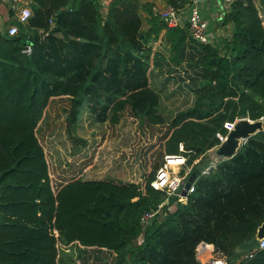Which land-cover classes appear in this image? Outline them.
Returning a JSON list of instances; mask_svg holds the SVG:
<instances>
[{"label":"trees","instance_id":"trees-1","mask_svg":"<svg viewBox=\"0 0 264 264\" xmlns=\"http://www.w3.org/2000/svg\"><path fill=\"white\" fill-rule=\"evenodd\" d=\"M191 2L166 0L176 10ZM29 5L27 21L14 22L17 34L0 30V264H69L80 246L112 252L115 264H202L203 244L239 257L236 248L264 222V131L199 177L186 204L173 197L176 210L165 206L149 225L143 217L167 197L151 185L156 171L144 185L78 178L55 191L38 132L51 100L62 97L71 102L72 128L85 107L114 126L129 110L141 122L168 125L162 162L181 144L188 166L206 159L226 122L264 121V20L255 0H233L223 47L199 43L188 25L168 26L144 0H115L106 14L98 0ZM163 30L172 65H181L189 43L202 72L194 104L170 121L149 78L151 45ZM241 264H264V249Z\"/></svg>","mask_w":264,"mask_h":264},{"label":"rangeland","instance_id":"rangeland-1","mask_svg":"<svg viewBox=\"0 0 264 264\" xmlns=\"http://www.w3.org/2000/svg\"><path fill=\"white\" fill-rule=\"evenodd\" d=\"M255 2L264 19L262 1ZM231 33L232 30L226 28L229 37ZM157 40L158 38L154 42ZM164 51H168V48H152L151 57L158 56ZM193 53L191 51L185 54V59L175 69V73L173 70L168 71L166 82L163 81L165 76L157 75L156 79L155 77L152 79L151 86L160 93L163 113L169 121L178 111L194 104L196 92L200 88L202 72L193 65L194 61H198V55ZM157 81L162 83L159 84ZM70 108L69 100L53 98L38 132L46 152L55 191L65 183L78 178L112 180L118 183L135 182L144 185L149 174L157 172L164 155L161 145L163 137L169 131L167 124L153 126L147 121L141 122L129 110L124 113L118 125L114 126L109 122L102 124L85 107L75 128H72L69 120ZM75 137L84 139L86 145H76ZM176 205L172 207L175 208ZM142 240L143 237L140 238V242ZM69 253L73 258V262L69 264L116 262L112 252L97 248L80 246Z\"/></svg>","mask_w":264,"mask_h":264},{"label":"built area","instance_id":"built-area-1","mask_svg":"<svg viewBox=\"0 0 264 264\" xmlns=\"http://www.w3.org/2000/svg\"><path fill=\"white\" fill-rule=\"evenodd\" d=\"M20 2L21 0H17ZM115 0H99L101 11L103 13H107L109 5ZM207 0H192L190 5L188 6V10H176L172 7H168L161 12L162 19L168 24L170 27H182L184 25H188L191 36L202 44H213L218 47L224 46V41L229 37V35L220 40L215 39V34L211 31V21L204 14L202 9V4ZM221 6L220 12V20H223L226 12L230 8L233 0H219ZM188 14L186 15L185 13ZM32 11L30 6L27 4L23 6L18 13L17 21L18 22H26L27 19L31 16ZM19 31L18 24H14L9 27V34L15 35ZM223 43V44H222ZM27 53L31 52V46L25 50ZM244 118L249 117H237L235 121L226 122L225 128L227 129V133H219L218 138L220 139L221 145L228 138V134L234 129L235 124ZM251 121H255L250 119ZM263 120V119H261ZM248 138L242 140V144L246 142ZM218 145V146H219ZM180 154L175 155H165L164 160L160 167L158 168L155 178L152 180L151 185L157 189L166 192L167 197L164 201L159 205V208L156 211L147 213L143 217V223L145 225H149L152 223L154 217L159 213L166 205V202L169 203L170 199L173 197L177 199V202L186 204L188 202L189 196L195 192L196 190V182L192 183L189 189L187 190V194L184 195V184L187 181L189 175L193 172L195 166L202 162L203 157L195 160L193 165H187V156L184 154L186 151L184 144L180 145ZM217 163L210 162L209 167L205 169L203 175L210 173L213 169H215ZM264 249V238L259 241V244L249 250L247 252L241 253L238 257L236 264H241L247 260L252 259L260 250ZM208 264H228L225 259L212 257Z\"/></svg>","mask_w":264,"mask_h":264},{"label":"crops","instance_id":"crops-1","mask_svg":"<svg viewBox=\"0 0 264 264\" xmlns=\"http://www.w3.org/2000/svg\"><path fill=\"white\" fill-rule=\"evenodd\" d=\"M261 1L264 5V1L263 0H261ZM29 2H30V0H21L20 2H18L17 0H0V30L3 31V30L9 28L10 26H12L14 24H17V23H14L16 20L15 18L18 17L17 15H18L19 11L21 10V8L23 6H26L27 4L29 5ZM144 2H150V3L155 4L159 12H162L164 9L169 7L166 3V0H144ZM12 7H14V16H12L10 13V9ZM202 9H203L204 14L211 21V28L210 29L215 34V39L222 41V39H224L228 36V34H226V28L231 30L232 26L227 27V25H224L222 23L223 21L219 19L220 12H221L220 1L219 0H207L202 4ZM187 10H188V8L185 9V11H187ZM104 14H106V13H104ZM185 14L187 15L188 12ZM141 15L144 19H146L147 13H145L143 11ZM147 26L148 25L146 24V27ZM165 32H166V30H163V32L160 34L158 40L153 42L154 43L153 46L151 45L153 49H161V47H167L168 51H164L162 53L160 52V54L158 56L154 55L151 58V68L149 71L150 84L152 82L153 77H155V79H156L157 75L162 76V77L165 76L164 80H163V81H165L167 79V75H169L168 71L173 70V72L175 73V69H177V67L180 66V65L179 66H173L171 63L170 46L164 40ZM155 45H158V47H156ZM191 51L197 53V50L195 49V47H190V45L188 43L187 47L185 48V53L191 52ZM167 67H170V69L168 70ZM163 69H165V70H163ZM164 72H166V74H164ZM173 72H171V73H173ZM157 82L159 84L162 83L160 81H157ZM164 141L165 140H163V142ZM204 161H205V159H203L202 162H200V163H203ZM199 164H197V165H199ZM196 166H195V168H196ZM195 168H194V170H195ZM191 174L189 175V177L191 176ZM189 177H188V179H189ZM184 189H185V184H184ZM168 205H169L168 209L170 212H173L176 210V206H175V208L172 207L174 204L171 203V199H170L169 203H166L165 206H168ZM197 256H198V259L200 260V262L202 264H208V262L210 261V259L212 257L225 259L228 262V264H236V261L238 259V257H236V258H233L232 260H229L228 257L225 256L224 254L216 252L215 246L212 244L201 245L200 250L197 253Z\"/></svg>","mask_w":264,"mask_h":264},{"label":"water","instance_id":"water-1","mask_svg":"<svg viewBox=\"0 0 264 264\" xmlns=\"http://www.w3.org/2000/svg\"><path fill=\"white\" fill-rule=\"evenodd\" d=\"M10 13L14 16V7L10 9ZM17 21V18H15ZM18 22V21H17ZM19 25H22L21 22H18ZM264 131V121L257 120L251 121L248 118L239 120L234 129L228 134V138L221 145L216 146L210 150L206 159L203 163H200L196 166L195 170L185 183V189L183 194H187V190L199 177L203 175V172L207 167H209L210 162L221 163L225 160L233 158L242 147V140L249 138L258 132ZM264 238V222L259 226L257 234L249 241H245L242 245L236 248V252L241 254L252 250L255 248L261 239Z\"/></svg>","mask_w":264,"mask_h":264}]
</instances>
